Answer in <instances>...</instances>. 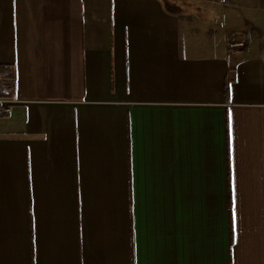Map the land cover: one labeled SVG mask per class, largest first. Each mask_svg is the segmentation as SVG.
<instances>
[{"label": "crops", "instance_id": "0c3cea01", "mask_svg": "<svg viewBox=\"0 0 264 264\" xmlns=\"http://www.w3.org/2000/svg\"><path fill=\"white\" fill-rule=\"evenodd\" d=\"M0 67V264H264V0H0Z\"/></svg>", "mask_w": 264, "mask_h": 264}, {"label": "trees", "instance_id": "16d2710c", "mask_svg": "<svg viewBox=\"0 0 264 264\" xmlns=\"http://www.w3.org/2000/svg\"><path fill=\"white\" fill-rule=\"evenodd\" d=\"M5 67H0V75H2L4 81V85L2 89H0V99L10 98V92L13 88V76L10 71H6Z\"/></svg>", "mask_w": 264, "mask_h": 264}, {"label": "built area", "instance_id": "2783aa9c", "mask_svg": "<svg viewBox=\"0 0 264 264\" xmlns=\"http://www.w3.org/2000/svg\"><path fill=\"white\" fill-rule=\"evenodd\" d=\"M244 47V43L242 42H230L228 43V50L234 51ZM11 112V104L7 103L4 99H0V116H5L10 114Z\"/></svg>", "mask_w": 264, "mask_h": 264}, {"label": "snow or ice", "instance_id": "6c2138e0", "mask_svg": "<svg viewBox=\"0 0 264 264\" xmlns=\"http://www.w3.org/2000/svg\"><path fill=\"white\" fill-rule=\"evenodd\" d=\"M229 121H230L229 128H230V132H231V114L229 116ZM234 220H235V216H234Z\"/></svg>", "mask_w": 264, "mask_h": 264}, {"label": "rangeland", "instance_id": "374dc122", "mask_svg": "<svg viewBox=\"0 0 264 264\" xmlns=\"http://www.w3.org/2000/svg\"><path fill=\"white\" fill-rule=\"evenodd\" d=\"M215 27V25L213 26V28ZM3 87V86H2Z\"/></svg>", "mask_w": 264, "mask_h": 264}]
</instances>
